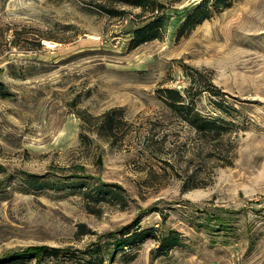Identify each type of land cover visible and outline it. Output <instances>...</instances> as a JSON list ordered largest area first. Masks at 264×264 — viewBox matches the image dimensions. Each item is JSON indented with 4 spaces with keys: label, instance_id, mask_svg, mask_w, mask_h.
Wrapping results in <instances>:
<instances>
[{
    "label": "rangeland",
    "instance_id": "obj_1",
    "mask_svg": "<svg viewBox=\"0 0 264 264\" xmlns=\"http://www.w3.org/2000/svg\"><path fill=\"white\" fill-rule=\"evenodd\" d=\"M158 1L162 39L133 49L140 9L0 0V260L32 251L25 264H83L63 255L138 223L181 243L156 257L147 238L103 264H264V0H232L181 37L186 12L214 0ZM188 71L222 93L196 107L231 132L206 139L169 111L161 91L183 92ZM221 97L236 112L214 110ZM113 110L122 123L108 141L95 117Z\"/></svg>",
    "mask_w": 264,
    "mask_h": 264
},
{
    "label": "trees",
    "instance_id": "obj_2",
    "mask_svg": "<svg viewBox=\"0 0 264 264\" xmlns=\"http://www.w3.org/2000/svg\"><path fill=\"white\" fill-rule=\"evenodd\" d=\"M232 3V0H214L212 7H209L207 1L198 3L189 9L184 20L181 22V26L178 30L177 37H181L184 33L190 32L198 24L202 23L211 17L212 9L218 10L227 9ZM108 4V5H107ZM121 5L129 6L132 8L140 9L138 18H143V24L140 27L133 29L130 46L131 48H137L141 44L152 42L162 39L168 23L167 10L164 4L158 0H106V4H99L98 8L108 14L109 16H123L125 12L123 10L118 11L112 6ZM39 37L37 44L32 46H26V49H32L34 47L40 48L42 46ZM187 78L189 86L185 88L183 92L174 88L164 89L161 91V99L168 107L169 111L175 114L186 125H189L193 130L206 139L215 140L222 135L231 132V122L223 119L222 116L212 117L210 115H204L203 112L196 107L197 96L204 91L212 93V95L221 96L220 91H213L210 84L208 86H201L196 83V80L200 78L199 71H188ZM5 88L3 83L0 82V94H4ZM214 110H217L221 114L230 116L232 112H236L233 106H229L228 103L221 97V99H215L211 101ZM118 110L105 112L95 119L94 132L99 136L105 137L108 141L114 140L117 137L122 123V119L117 114ZM82 119L87 121L85 119ZM112 191V190H111ZM114 191V190H113ZM120 236L114 237L111 242L102 243V245H94L92 248L80 253H67L65 249L61 248H43L40 255L46 258L58 259L62 254L67 260L79 259L83 264H103L104 257L124 251L126 248H131L137 244L143 243L147 238H153L157 241V248L155 249V256L159 257L173 250L176 246H179L182 240V235L177 230L168 229L164 232H159L154 227H148L141 229L138 227V223H134L131 226H126L119 231ZM82 254V256H81ZM33 255L32 251L14 254V256L8 257L4 260H0V264H25L26 261Z\"/></svg>",
    "mask_w": 264,
    "mask_h": 264
}]
</instances>
